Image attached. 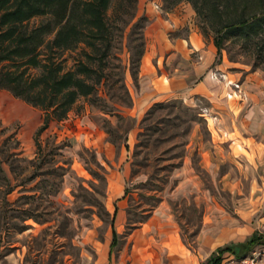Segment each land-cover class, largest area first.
<instances>
[{"label":"rangeland","instance_id":"obj_1","mask_svg":"<svg viewBox=\"0 0 264 264\" xmlns=\"http://www.w3.org/2000/svg\"><path fill=\"white\" fill-rule=\"evenodd\" d=\"M158 1V9L167 12ZM116 4L113 0L108 14ZM186 5L193 12L194 28L211 42V34L202 32L190 4L175 8ZM140 17L147 18L145 27L133 28ZM42 20L35 18L30 26ZM149 22L137 0L135 19L116 31L107 79L94 96L78 99L65 120L49 122L36 136L43 113L0 90V264H96L111 241V226L119 228L114 208L123 211L124 218L113 260L129 264L128 236L160 204L169 207L183 241L196 247L210 210L208 200L228 206L221 180L224 174L239 173L222 156L216 160L208 127L213 113L207 100H164L138 116L128 111L133 106L128 85L132 88L131 82L138 79L130 62L141 43L142 57L146 52ZM188 32L185 25L169 37L186 38ZM89 51L80 45L56 58L69 71L85 61L84 53ZM211 74L227 91L220 99L241 100L242 81L248 74L264 78V65L256 67L253 57L227 43L220 54L216 50ZM227 81L237 82L241 93H231ZM86 119L95 128L85 140ZM106 143L110 151L103 148ZM184 167L197 179L198 195L180 194ZM254 251L263 253L264 248Z\"/></svg>","mask_w":264,"mask_h":264},{"label":"crops","instance_id":"obj_2","mask_svg":"<svg viewBox=\"0 0 264 264\" xmlns=\"http://www.w3.org/2000/svg\"><path fill=\"white\" fill-rule=\"evenodd\" d=\"M138 3L150 22L145 30L146 52L140 62L137 83L131 82L132 88L128 85L133 102L128 111L138 116L160 101L179 99L190 103L196 97L204 98L213 113L208 127L210 124L216 160L222 156L239 176L223 175L221 182L229 195V208L208 200L210 210L202 222L196 247L183 241L169 207L160 204L152 216L128 236L129 264H206L218 249L230 246L237 252L250 249L246 246L250 238L256 233L264 235V78L248 74L241 83L244 95L241 100L220 99L227 91L211 74L216 67V48L212 41L205 42L194 28L189 5L162 12L158 9V0H138ZM185 25L189 31L186 38L169 37L170 32ZM170 67L173 74L168 71ZM86 120L82 123L85 124V140L91 127L95 128ZM42 125L43 118L37 124L35 136ZM103 148L111 150L108 143ZM212 165L215 167L213 162ZM181 174L185 177L178 189L183 198L198 195L199 183L189 173V168L184 167ZM113 218L122 228L123 211L114 208ZM118 229L111 226V241L96 264H117L113 258L119 243ZM113 234L115 247L111 249ZM257 248L264 246L251 248L248 254ZM228 256L235 255L223 253L220 264Z\"/></svg>","mask_w":264,"mask_h":264},{"label":"trees","instance_id":"obj_3","mask_svg":"<svg viewBox=\"0 0 264 264\" xmlns=\"http://www.w3.org/2000/svg\"><path fill=\"white\" fill-rule=\"evenodd\" d=\"M112 2L0 0V90L43 113L39 131L51 121L65 120L78 99L94 96L107 79L116 31L135 19L137 9V0H117L108 14ZM162 3L167 12L181 3L190 4L202 32L211 34L217 54L229 43L253 57L256 67L264 65V0H162ZM35 18L43 20L30 26ZM146 22V17H140L132 27L144 28ZM80 45L90 50L84 53L85 61H79L73 70L64 71L56 55ZM143 45H139L130 62L133 76L138 71ZM30 70L37 73L31 75ZM115 237L113 234L111 249L115 247ZM246 246L250 249L240 252L231 246L218 249L206 264H220L225 252L242 258L251 248L264 246V235L254 234Z\"/></svg>","mask_w":264,"mask_h":264},{"label":"built area","instance_id":"obj_4","mask_svg":"<svg viewBox=\"0 0 264 264\" xmlns=\"http://www.w3.org/2000/svg\"><path fill=\"white\" fill-rule=\"evenodd\" d=\"M226 83L227 87L230 89V92L233 93L235 96L241 93L240 85L237 82L227 81ZM221 264H264V252L260 253L252 251L251 253L242 258L228 256L222 261Z\"/></svg>","mask_w":264,"mask_h":264}]
</instances>
